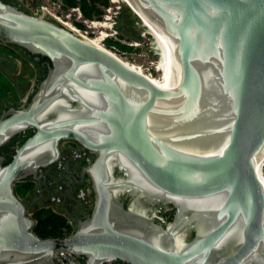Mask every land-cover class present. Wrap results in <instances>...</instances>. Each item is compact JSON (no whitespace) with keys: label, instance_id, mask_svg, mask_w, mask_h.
<instances>
[{"label":"water","instance_id":"water-1","mask_svg":"<svg viewBox=\"0 0 264 264\" xmlns=\"http://www.w3.org/2000/svg\"><path fill=\"white\" fill-rule=\"evenodd\" d=\"M174 45L165 90L44 10L0 0V44L44 69L29 102L3 109L0 264H264V0H130ZM72 141L93 207L65 239L37 237L15 185ZM164 208L170 215H162Z\"/></svg>","mask_w":264,"mask_h":264},{"label":"rangeland","instance_id":"rangeland-1","mask_svg":"<svg viewBox=\"0 0 264 264\" xmlns=\"http://www.w3.org/2000/svg\"><path fill=\"white\" fill-rule=\"evenodd\" d=\"M2 1L16 6L32 16H38L41 7H47L56 17L61 18L64 22L72 23V27L82 31L87 30L89 40L96 41L101 45L100 47L113 54L124 64L133 66L140 74L151 75L155 80H159L163 75L162 58L157 49L156 40L127 0H117L118 4H112L111 0H107V6L95 5L99 15H93L90 19L83 15L79 5L81 1L89 3L90 0ZM71 1L76 4L71 6ZM73 8L80 10L82 15L80 22L75 20V13L72 12ZM67 14H71L69 20L66 19ZM91 21L99 24L95 28L88 29L85 22L89 24ZM110 26L113 27L114 37L100 42V39H98L99 32L109 33L107 28ZM44 73L41 62H37L25 50L13 45L0 44V116L3 109L25 106L37 90ZM71 147H74L71 142H62L60 144L62 156L70 152ZM74 149L76 154H81L78 147L75 146ZM81 164L83 166L84 162ZM76 188H79V191L77 190L73 196L76 197L80 194L81 199L80 201L77 200L76 207L72 211L67 206L56 207L53 205L51 207L54 212L67 219L72 230L76 228L75 221L81 219L84 214L89 213L93 207V194L89 182L85 180ZM22 192V190L18 191V197L24 203H32L28 207L29 215H32L35 209L33 208L35 202L39 209L45 207V200L39 201L41 193H39L36 184L31 187L30 192L24 194ZM39 216L42 218L45 214H39Z\"/></svg>","mask_w":264,"mask_h":264},{"label":"flooded vegetation","instance_id":"flooded-vegetation-1","mask_svg":"<svg viewBox=\"0 0 264 264\" xmlns=\"http://www.w3.org/2000/svg\"><path fill=\"white\" fill-rule=\"evenodd\" d=\"M31 135L32 132L29 131L20 136L15 137L0 150V154L4 156L6 159H9L13 154L15 147L18 144L24 142V140ZM68 142H71V144H73L74 147L75 146L78 147L81 150V154H76L75 153L76 150L74 149V147H71L70 152L63 154V156L61 154L60 159L57 163H55L50 167L44 168L40 172H38L36 181H32L31 179H28L23 182V183H27V182L31 183L32 186L36 184L39 193H41V197L39 198V201L45 200L44 202L45 207H43V209L42 208L39 209L38 205L35 202L33 206V208L35 209L32 212V215H29L28 207H30L32 203L30 202L24 203L18 197L16 193L17 184L15 185L16 196L26 207V215L32 220H34L35 226L38 222L39 214H45V215L49 213L57 214L56 212H54L53 209H51L53 205H55L56 207L67 206L72 211L76 207L77 200L80 201L81 199L80 194H78L76 197L73 196L77 190L79 191V188L77 189L76 186H80L81 183L85 180L90 184V181L86 176L82 177V172L86 167H88L92 163L94 156L84 151L77 143L72 141H68ZM83 162L84 165L82 166L81 163ZM30 191L31 189L27 192ZM92 206H93V200H92ZM157 211L162 215H168V214L170 215V213L164 210V208H158ZM89 213L84 214L82 218H84V216L88 215ZM116 264H120V263H116Z\"/></svg>","mask_w":264,"mask_h":264},{"label":"bare ground","instance_id":"bare-ground-1","mask_svg":"<svg viewBox=\"0 0 264 264\" xmlns=\"http://www.w3.org/2000/svg\"><path fill=\"white\" fill-rule=\"evenodd\" d=\"M129 5L134 9L138 14L141 20L144 22L145 26L148 27L149 33L155 38L157 49L161 55V63L163 65V75L159 80H155L152 76L144 75L147 77L155 86L165 90L173 89L179 78V63L174 56V45L173 43L165 36L162 31L151 23L132 3L130 0H127ZM122 2V1H121ZM66 25V24H65ZM68 26V25H67ZM101 27V26H100ZM71 28V27H70ZM103 28V26H102ZM89 40V38L85 37ZM93 45L100 47L101 45L96 41L89 40ZM102 48V47H100ZM128 66V65H127ZM132 70L138 72L133 66H128ZM139 73V72H138ZM143 75V74H142ZM261 163V162H260ZM257 165V169L260 165Z\"/></svg>","mask_w":264,"mask_h":264},{"label":"trees","instance_id":"trees-1","mask_svg":"<svg viewBox=\"0 0 264 264\" xmlns=\"http://www.w3.org/2000/svg\"><path fill=\"white\" fill-rule=\"evenodd\" d=\"M71 6H74L76 3L71 1ZM80 9L83 15L90 19L93 15H99V12L95 9V5L107 6V0H90L89 3L81 1ZM90 6V8H88ZM95 13V14H94ZM32 187L31 183H18L16 185V193L19 190H22L23 194L27 193ZM72 228L68 223L67 219L58 214L49 213L44 217L38 216V222L33 229L34 234L43 239H64L67 238L72 233Z\"/></svg>","mask_w":264,"mask_h":264},{"label":"built area","instance_id":"built-area-1","mask_svg":"<svg viewBox=\"0 0 264 264\" xmlns=\"http://www.w3.org/2000/svg\"><path fill=\"white\" fill-rule=\"evenodd\" d=\"M112 4H118L117 0H111ZM41 10L46 11L48 14H50L51 16H53L54 18H56L57 20L63 22L64 24L68 25L69 27H71L73 30H75L76 32H78L79 34H81L84 37L88 38V31H82L80 29H76L74 27H72V23H68V22H64L61 18L56 17L55 14H53L47 7H41ZM72 12L75 13V20L77 22H80L82 20V15L80 13V10L77 8H73ZM71 17V14H67L66 15V19L69 20ZM111 19V18H109ZM88 22H85L86 27H88V29H92L97 27V25L99 23L96 22H89V24H87ZM104 28V27H103ZM109 33L105 32V31H100L99 32V37L98 39H100V42H103L109 38H113L114 37V32H113V27H108L107 28ZM151 76V75H149ZM257 177L258 180L261 184L263 193H264V159L261 161L258 169H257ZM65 239V238H64ZM54 264H82L76 257H74L73 255H71L70 253L66 252V251H58L54 254Z\"/></svg>","mask_w":264,"mask_h":264}]
</instances>
